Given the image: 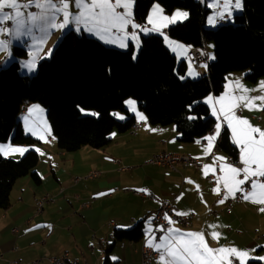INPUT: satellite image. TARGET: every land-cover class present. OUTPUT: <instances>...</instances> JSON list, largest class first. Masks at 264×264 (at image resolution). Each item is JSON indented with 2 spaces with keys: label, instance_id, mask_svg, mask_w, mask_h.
Wrapping results in <instances>:
<instances>
[{
  "label": "crops",
  "instance_id": "crops-1",
  "mask_svg": "<svg viewBox=\"0 0 264 264\" xmlns=\"http://www.w3.org/2000/svg\"><path fill=\"white\" fill-rule=\"evenodd\" d=\"M199 1L209 8V27L240 8V0ZM32 3L34 10L28 2L0 1V59L6 55L0 67L12 61L13 46L21 45L26 56L20 60V71H34L67 29L119 49L136 48L141 35L160 34L176 59L186 61L188 46L167 35L170 25L186 17L184 10L167 12L154 3L146 21L139 23L132 0ZM186 75L197 77L188 62ZM203 100L214 118L203 143L183 142L174 125L154 126L142 113L133 112L136 130L113 134L102 149L82 146L66 152L46 135L37 148L15 149L18 155L28 148L37 150L35 171L40 180L30 175L17 180L9 206L0 208V264H30L36 259V264H49L47 257L65 252L66 264H105L106 257L107 264H140L143 243L158 253L152 264H247L252 258L264 264V180H253L242 201L228 211V199L246 178L264 175V76L251 83L245 71L231 72L223 91ZM28 112L26 108L25 115ZM225 129L237 148L240 167L218 146ZM7 146L4 152L0 149L4 156L14 150ZM160 152L188 154L198 158L200 166L177 165L175 171L147 162ZM91 170L99 175L87 178ZM208 175L216 178L215 184L209 183ZM136 189L150 191L156 199L143 201L133 194ZM44 195L48 199L37 212V201ZM163 200L171 201L178 214L193 213V218L187 227L172 221L155 240L151 219ZM140 220V241L113 242L116 228L127 229Z\"/></svg>",
  "mask_w": 264,
  "mask_h": 264
},
{
  "label": "trees",
  "instance_id": "trees-1",
  "mask_svg": "<svg viewBox=\"0 0 264 264\" xmlns=\"http://www.w3.org/2000/svg\"><path fill=\"white\" fill-rule=\"evenodd\" d=\"M133 17L146 21L154 3L167 12L184 9L187 18L167 28V35L188 48L212 41L215 58L208 73L191 78L187 61H178L160 34L141 35L137 52L108 46L95 37L67 29L49 57L42 58L32 76L20 71L26 56L21 45L12 48V61L0 67V142L30 145L35 138L26 135L18 118L22 108L37 103L46 109V119L57 147L66 152L82 146L102 149L112 135L125 133L135 123L125 100L132 97L147 122L154 126L174 125L183 142L203 138L214 124L204 98L223 91L226 77L245 71L253 83L264 76V0H242V9L232 20L215 27L204 24L209 8L199 0H132ZM188 52V50H187ZM83 110L91 113L84 114ZM120 111L124 118L116 119ZM218 146L232 159L237 148L225 129ZM38 153L28 148L19 159L0 152V208L9 206L15 182L27 175L39 182L35 171ZM144 223L116 228L113 242L142 239ZM108 259L106 257L105 264ZM247 264H262L257 258Z\"/></svg>",
  "mask_w": 264,
  "mask_h": 264
},
{
  "label": "built area",
  "instance_id": "built-area-1",
  "mask_svg": "<svg viewBox=\"0 0 264 264\" xmlns=\"http://www.w3.org/2000/svg\"><path fill=\"white\" fill-rule=\"evenodd\" d=\"M1 1V0H0ZM21 3H27L28 7L31 10H34V4L32 0H19ZM56 2H60L62 0H54ZM30 2V3H29ZM228 19L227 15H224L220 20L221 22H226ZM7 23H10L9 21ZM4 56L0 59V62L3 60ZM187 59L192 63L194 70L196 73H208V65L209 61L207 58V52L202 47H190L187 52ZM26 113V108H22L21 115ZM137 128V124L135 123V130ZM210 132L212 129L209 130ZM46 138L48 140H52L53 136L46 134ZM201 142L204 140L201 139ZM117 162V160H115ZM148 163L157 165V166H167L172 170L176 171L177 165H190L194 168L200 166V162L198 158L192 157L188 154L177 153V152H160L155 155H152L148 161ZM235 165L240 167V163L237 159L234 160ZM92 175H99L97 170H91L90 173L86 174L87 178H92ZM206 179L210 184L216 183V178L213 175H208ZM262 181L264 180V175L252 176L248 177L239 187V190L235 193V196L228 200V211H230L232 207V203L241 202L244 193L248 192L251 187V181ZM134 195L140 197L143 201L145 200H153L156 199V196L147 190H133ZM48 199L47 195L39 198L37 201L36 211L40 212L43 203ZM193 218V213L180 215L176 212V206L171 201H161L159 207L154 212V215L151 219L153 223V229L151 231V235L155 240H158L161 234L167 232L170 227L172 221H179L183 224V226H189L190 220ZM157 251L153 248V246L143 243L140 248V264H152L153 259L157 256ZM68 253L65 252L60 256H50L47 257V261L49 264H66L68 262ZM40 261V259H36L31 261L30 264H36ZM72 262H76V260H72ZM8 264H14L13 262H9Z\"/></svg>",
  "mask_w": 264,
  "mask_h": 264
},
{
  "label": "rangeland",
  "instance_id": "rangeland-1",
  "mask_svg": "<svg viewBox=\"0 0 264 264\" xmlns=\"http://www.w3.org/2000/svg\"><path fill=\"white\" fill-rule=\"evenodd\" d=\"M203 1V0H202ZM222 4V2H219V5H221ZM242 9V0H240V8L239 9H237L238 11H240ZM175 10H181V11H183L184 9H175ZM237 10L236 11H231V18H229L228 17V19H227V21L229 20V19H231L232 20V17H233V15L235 14V12H237ZM185 11V10H184ZM149 13V12H148ZM187 13V12H186ZM210 14V12H208V14L207 15H209ZM228 16V15H227ZM187 18V15H186V17L185 18H183V19H181L180 21H183V20H185ZM209 21L208 22H206L205 24H206V27L207 26H209V25H211V16H209ZM221 20V19H220ZM226 21V22H227ZM176 22H179V20H177V21H175V23ZM219 23H222L221 21H219ZM215 27V26H214ZM139 47H140V42L138 43V45H137V47L136 48H134V51L135 52H137L138 50H139ZM193 47H196V46H193ZM202 48H204L205 50H206V52H207V55H208V60L210 61V60H213L214 58H215V55H214V50H213V43H212V41H206L205 43H204V45L203 46H201ZM127 48V47H126ZM123 49H125V48H123ZM187 50H189V48L187 49ZM186 56H187V52H186ZM186 61L192 66V68H193V70H194V67H193V65H192V63L190 62V60L189 59H187L186 58ZM7 65V64H6ZM5 65V66H6ZM35 70L34 71H32V72H29V73H26V75H28V76H32V75H34L35 74ZM194 73H196L195 72V70H194ZM197 75V74H196ZM197 77H199V76H197ZM125 105H126V107H127V109L129 110V112L131 113V114H134L133 112H138V113H142V111H140L139 109H138V106H137V102H136V100L134 99V98H132V97H128L126 100H125ZM26 108H28L29 109V112L25 115V114H20L19 115V119H20V121H21V123H22V127H23V129H24V132H25V134L26 135H30V136H32L33 138H37V140H38V142L37 141H35L33 144H30V145H22V144H16V143H11V141L10 140H8V141H6V142H0V149L4 152L5 150H7L8 148V146L7 145H13V149L14 150H10L8 153H7V156H5L6 158H10V159H14V160H17V159H19L20 157H21V155H18V152H16V150L15 149H18V147H20V146H30V147H33V148H37V146H39L40 145V143L45 139L46 140V138H45V135L46 134H49V135H51L52 136V134H51V130H50V127H49V124H48V122H47V119H46V109L43 107V106H41L40 104H37V103H31V104H28V106H26ZM83 113L84 114H88V113H91L90 111H86V110H83ZM113 114H114V116H115V118L116 119H121V118H124V115H123V113L122 112H120V111H114L113 112ZM210 129H212L213 130V127H211ZM209 129V130H210ZM208 130V132H210ZM207 132V133H208ZM212 132V131H211ZM114 133H116V132H114ZM206 133V134H207ZM202 140H204L203 138H201ZM201 139H199V141L201 142ZM205 141V140H204ZM203 143V142H202ZM36 152H37V150H35ZM38 153V152H37ZM14 156V157H13ZM235 159H237V155H236V158ZM235 159H232L233 161L235 160ZM248 178V177H247ZM246 178V179H247ZM253 181V180H252ZM251 181V182H252ZM263 181V180H262ZM241 186V185H240ZM251 188V187H250ZM250 190V189H249ZM245 194V193H244ZM235 196V195H234ZM233 196V197H234ZM232 197V198H233ZM231 198V199H232ZM243 198V197H242ZM230 199V198H229ZM228 199V200H229ZM242 201V200H241ZM237 203V202H236ZM240 203V202H239ZM233 204V203H232Z\"/></svg>",
  "mask_w": 264,
  "mask_h": 264
},
{
  "label": "bare ground",
  "instance_id": "bare-ground-1",
  "mask_svg": "<svg viewBox=\"0 0 264 264\" xmlns=\"http://www.w3.org/2000/svg\"><path fill=\"white\" fill-rule=\"evenodd\" d=\"M222 23H226V22H222ZM5 58H6V55H4V58H3V60L0 62V65H1L2 62L5 60ZM207 58H208V55H207ZM208 61H209V60H208ZM196 74H197V76H199V77H202V76L207 75V73H196ZM130 130H135V123L132 124ZM88 173H90V171H89ZM96 176H98V175H92V178H94V177H96ZM41 209H42V207H41Z\"/></svg>",
  "mask_w": 264,
  "mask_h": 264
}]
</instances>
